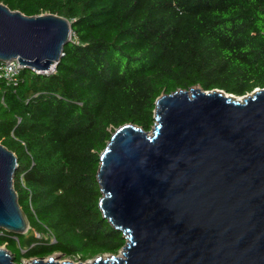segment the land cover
Listing matches in <instances>:
<instances>
[{
  "label": "trees",
  "instance_id": "1",
  "mask_svg": "<svg viewBox=\"0 0 264 264\" xmlns=\"http://www.w3.org/2000/svg\"><path fill=\"white\" fill-rule=\"evenodd\" d=\"M0 2L63 15L73 32L54 71L0 77V142L18 157L14 187L29 219L23 234L0 230V245L19 263L118 254L126 237L98 206L100 152L124 123L150 131L162 93L264 88V0Z\"/></svg>",
  "mask_w": 264,
  "mask_h": 264
},
{
  "label": "water",
  "instance_id": "2",
  "mask_svg": "<svg viewBox=\"0 0 264 264\" xmlns=\"http://www.w3.org/2000/svg\"><path fill=\"white\" fill-rule=\"evenodd\" d=\"M72 33L63 15H26L0 2V61L48 73ZM154 114L150 131L124 123L100 152L98 206L126 237L119 253L24 264H264V88L244 96L178 89L156 98ZM18 166L0 142V230L23 234ZM0 264H17L5 244Z\"/></svg>",
  "mask_w": 264,
  "mask_h": 264
},
{
  "label": "built area",
  "instance_id": "3",
  "mask_svg": "<svg viewBox=\"0 0 264 264\" xmlns=\"http://www.w3.org/2000/svg\"><path fill=\"white\" fill-rule=\"evenodd\" d=\"M22 68H24V66L18 61V59H13L11 61L5 62L0 61V77L4 78L8 82V84H16L18 82L20 71L22 70ZM35 71L39 72L37 70ZM52 242H55L54 238H52Z\"/></svg>",
  "mask_w": 264,
  "mask_h": 264
},
{
  "label": "rangeland",
  "instance_id": "4",
  "mask_svg": "<svg viewBox=\"0 0 264 264\" xmlns=\"http://www.w3.org/2000/svg\"><path fill=\"white\" fill-rule=\"evenodd\" d=\"M50 256H54L55 258H58L60 261H72V262H75V263H77V262H79V261H82V260H80L79 258H77V257H73V256H64V255H62V254H60V253H54V254H52V255H50ZM48 258V256L45 258V259H47ZM90 260H92V259H88L86 262H89ZM29 261V259H26V258H24L23 260H22V262L21 263H19V262H16L17 264H24V263H26V262H28Z\"/></svg>",
  "mask_w": 264,
  "mask_h": 264
},
{
  "label": "bare ground",
  "instance_id": "5",
  "mask_svg": "<svg viewBox=\"0 0 264 264\" xmlns=\"http://www.w3.org/2000/svg\"><path fill=\"white\" fill-rule=\"evenodd\" d=\"M239 100H241V99H239Z\"/></svg>",
  "mask_w": 264,
  "mask_h": 264
}]
</instances>
